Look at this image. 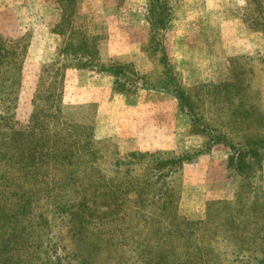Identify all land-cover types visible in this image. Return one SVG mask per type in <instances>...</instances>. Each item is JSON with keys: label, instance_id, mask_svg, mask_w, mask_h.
<instances>
[{"label": "rangeland", "instance_id": "374dc122", "mask_svg": "<svg viewBox=\"0 0 264 264\" xmlns=\"http://www.w3.org/2000/svg\"><path fill=\"white\" fill-rule=\"evenodd\" d=\"M193 3L0 0V44L23 54L0 123V264H264V0H217L228 24ZM123 66L135 87L115 86ZM225 83L232 105L208 94Z\"/></svg>", "mask_w": 264, "mask_h": 264}, {"label": "trees", "instance_id": "16d2710c", "mask_svg": "<svg viewBox=\"0 0 264 264\" xmlns=\"http://www.w3.org/2000/svg\"><path fill=\"white\" fill-rule=\"evenodd\" d=\"M163 12H164V15L161 12V14H160L161 17H159L158 19H156L154 15L151 16V18L149 17V26H151V28L153 30H155V31H159V30L162 31L164 26H165V23L167 22V21H165V19L169 20V16H170L171 10H169V8L166 6L163 9ZM68 18H66L65 15H63V22L67 21ZM154 18H155V20H154ZM160 23H161L162 26L161 27H157ZM81 36H82L81 37V40H82L81 42H82L83 45L86 46L87 45L86 41H85L86 37L83 36V35H81ZM0 42H2L1 37H0ZM1 45H2V43L0 44V115H2L0 117V123L4 121V118H5L4 116L7 114L8 110H9V108L6 107L4 105V103H3V101L5 99V93H6L5 87L8 88V89H10L11 87L18 88L19 78H20V70H21V66H22L21 65V61H22L21 58H23V54H22L20 59H18V67H17V65L15 66L14 60L18 56V53L15 52V51L7 50L3 45L2 46ZM64 53L66 55H74L73 54L74 52H72L70 47L65 49ZM92 57H93V59L96 57V52L95 51H94ZM7 59L10 60V61H13V62H10V63L8 62L7 65H5L6 67H4V63H6ZM13 67H16L15 72H13L14 71ZM77 67L79 68L81 66L77 65ZM82 67H84V66H82ZM87 67L88 66L85 65L84 68H87ZM126 68H127L126 66H123V67H119V68L114 69L115 70V76L117 77L116 80H115V86L118 83V81H117L118 79L119 80L125 79L126 82L130 85V87H135L137 85V82L142 80L141 78H137L134 75H127L125 73ZM232 86H234L233 83L232 84L231 83H225V84L220 85L219 87L218 86H213L214 89L212 91L208 92V94L216 93V94H214V97L220 96L221 100L223 101V103L225 102V104L226 103L231 104L234 101L233 98L231 97L233 95H230L231 94L230 91H232V88H233ZM121 87H122V85H121ZM238 89H240V88H236V90H238ZM242 89H243V86H242ZM244 89L246 90V88H244ZM15 91L16 90L14 89V92ZM125 92H126V89L125 90L123 89L122 93H125ZM236 93H239V91H237ZM179 99H180V101L183 100L181 95H179ZM242 100H243V97L240 96L239 97V105H244ZM184 105H185V102H184ZM247 108L248 109L246 110L244 107H242L240 109L241 111H239V112H243V111L247 112V111L251 110V107H247ZM34 118L35 119L38 118V112H33L32 116H31V121ZM236 118H238V117H236ZM1 131L2 130L0 129V133H1ZM7 131L8 130H4V132H7ZM18 133H22V132H19L17 130H14L13 128H11L9 130L8 136L2 138L3 140L6 141V143L4 145L6 146L7 152L12 153L11 154L12 157L15 156V153H16V155H18V153H19V145H20V142H22V140H21V138H20ZM247 139L248 140H246L244 145H242V149L239 150V153L237 155L238 158H237V160H235V164L237 163L241 167H248L249 168L250 164H254L258 157L261 158L260 157L261 154H260V144H258L259 142L252 140L250 138V136ZM38 142H39V140L35 144H38ZM214 142L215 143L216 142L220 143V141L217 138L215 139ZM36 147L37 146H33L30 149V151H31V152H29L31 154L30 158L31 157H35V149H36ZM231 149H233V148H231ZM244 156H247L249 158H253V160L244 161V159H243ZM233 162H234V160H233ZM94 196L97 197L99 195L94 194ZM78 206L84 207V209L81 210V211H75V212H71V210L68 209V210H66V213L69 214V216L71 217L72 221H77L78 222L77 225L79 227V232H77V233L79 234L83 230L84 225H86V222H87L86 220L88 218L92 217L93 212H91L87 208V203H83V197L81 198V202H79ZM254 209H255V206H254V208L252 210H254ZM86 214H88L86 216V218H83V216L86 215ZM230 218H232V217L230 216ZM230 218L228 219V223L229 224L232 223ZM244 241H242L240 243V245H239V247H241L242 249H244V244H245ZM234 244L236 245L237 242H234ZM242 249H240V251ZM160 260L164 261L162 258ZM6 262H7V260H5L4 264ZM48 264H49V261H48ZM51 264H53V263H51ZM54 264H58V262L54 263Z\"/></svg>", "mask_w": 264, "mask_h": 264}, {"label": "crops", "instance_id": "0c3cea01", "mask_svg": "<svg viewBox=\"0 0 264 264\" xmlns=\"http://www.w3.org/2000/svg\"><path fill=\"white\" fill-rule=\"evenodd\" d=\"M197 1L198 0H194L193 6L195 7V9L199 7V13H202V14L205 13L207 15H210L211 17H215L217 22H219V20L220 21L223 20L222 17L224 18V15H223L224 13L222 14V12H220L219 6L217 5V0H200L199 3ZM184 4H185L184 7L180 6V9H183V13L186 12L185 9H187L188 7L186 6L185 2ZM223 21H222L223 24L227 23V21H224V22ZM232 24H237V21H233Z\"/></svg>", "mask_w": 264, "mask_h": 264}]
</instances>
